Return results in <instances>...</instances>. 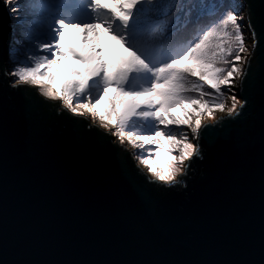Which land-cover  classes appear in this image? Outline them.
Returning <instances> with one entry per match:
<instances>
[{"label": "water", "instance_id": "obj_1", "mask_svg": "<svg viewBox=\"0 0 264 264\" xmlns=\"http://www.w3.org/2000/svg\"><path fill=\"white\" fill-rule=\"evenodd\" d=\"M243 3L258 35L245 107L203 122L179 187L148 185L127 142L0 73V264H264V0ZM13 29L0 0L8 68Z\"/></svg>", "mask_w": 264, "mask_h": 264}, {"label": "snow or ice", "instance_id": "obj_2", "mask_svg": "<svg viewBox=\"0 0 264 264\" xmlns=\"http://www.w3.org/2000/svg\"><path fill=\"white\" fill-rule=\"evenodd\" d=\"M5 4L14 24L12 67L0 66V73L11 78L10 87H35L44 99L60 102L57 116L66 111L90 119L85 131L103 130L116 138L111 143L122 152L129 151L125 142L138 149L131 156L148 185L168 189L182 185L193 162L203 159L199 144L201 129L207 127L203 118L216 119V111L225 110L227 116L237 117L245 107L234 89L249 75L258 35L251 20H245L243 0L224 4L112 0L111 6L103 0H5ZM206 17L212 22L205 24ZM67 29L79 30L83 48L65 43ZM245 29L251 32V52ZM101 30L125 50L115 61L105 59ZM69 57L84 67L73 66L68 82L58 87L51 72H59ZM101 101L103 108L97 107ZM162 153L161 165L157 158ZM143 195L149 198L150 190H143Z\"/></svg>", "mask_w": 264, "mask_h": 264}, {"label": "rangeland", "instance_id": "obj_3", "mask_svg": "<svg viewBox=\"0 0 264 264\" xmlns=\"http://www.w3.org/2000/svg\"><path fill=\"white\" fill-rule=\"evenodd\" d=\"M21 3H24V0H20ZM103 2L105 4H108L109 6L112 5V0H103ZM219 3L224 4V3H229L230 0H218ZM220 11H223V8L220 9ZM243 13L244 10L242 9ZM218 18V16L216 17ZM205 24L211 23L212 22V18H205L203 21ZM102 35H101V44L104 47L105 51H104V56L105 59H111L113 61H115L120 55L124 54V49L119 45V43L117 41H114L111 39V37L107 34L104 33L103 30H101ZM251 34L249 33V31L245 32V43L247 45L248 51H250L251 49V42L249 39V36ZM81 39L82 37L79 34V30L76 29H67L65 31V43L68 44H72L74 46H76L77 48H83L84 46L81 44ZM244 55H248V53H244ZM75 66L76 68H83L84 65L80 64L79 61L77 60H73L71 57H69V59L67 61H62L60 66H59V72H57L56 69H53L51 72V77H52V82L54 84H56L58 87L65 85L69 78H70V72L72 67ZM45 79H48V77H45ZM239 88V86L237 87ZM234 89V91L236 92V94L238 93V89ZM112 90H109V95H112ZM229 99L227 100V104L228 106H231V95L232 92H228L227 93ZM238 99L241 100V98L238 96ZM104 106V101H101V103L99 105H97V107L103 108ZM185 107L187 108H191V105H185ZM178 115H182V111L180 109L176 110ZM220 111H216V119L220 116L218 115ZM216 119H212V118H203V122L205 121H212V120H216ZM185 131H188L190 133V129H187L185 127ZM191 138V137H190ZM139 150L137 149V152ZM158 159V163H160L161 165L163 164L164 160H163V153L161 154L160 157L157 158Z\"/></svg>", "mask_w": 264, "mask_h": 264}, {"label": "bare ground", "instance_id": "obj_4", "mask_svg": "<svg viewBox=\"0 0 264 264\" xmlns=\"http://www.w3.org/2000/svg\"><path fill=\"white\" fill-rule=\"evenodd\" d=\"M245 18L247 19V17L245 16ZM250 37V36H249ZM238 89V88H237ZM226 114V110H225V112H219V114L218 115H220V116H223V115H225ZM137 150V149H136Z\"/></svg>", "mask_w": 264, "mask_h": 264}]
</instances>
